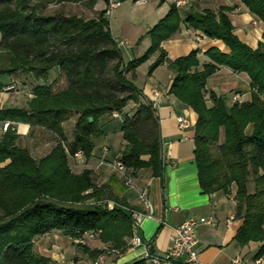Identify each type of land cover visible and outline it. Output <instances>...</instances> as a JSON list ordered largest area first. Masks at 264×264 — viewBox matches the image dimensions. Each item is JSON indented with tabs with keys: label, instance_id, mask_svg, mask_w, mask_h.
Segmentation results:
<instances>
[{
	"label": "trees",
	"instance_id": "trees-1",
	"mask_svg": "<svg viewBox=\"0 0 264 264\" xmlns=\"http://www.w3.org/2000/svg\"><path fill=\"white\" fill-rule=\"evenodd\" d=\"M99 1L106 8L95 18L43 11L53 3H85L93 8ZM240 1L264 23V0ZM108 5L109 0H0V92L7 86L3 79L20 70L44 83L33 87L25 107L0 108V125L10 123L0 136V264H54L34 251L35 239L53 231L73 240L86 233L98 235L107 248L92 251L78 245L96 264L103 255L127 249L134 210L121 196L128 189L127 180L111 176L100 186L93 171L73 174L69 159L79 152L85 159L91 158L96 140L104 135V119L123 114L119 132L124 144L118 161L124 171L131 177L142 170L150 171L152 177L162 176L159 117L153 101L134 81L137 69L153 56L156 59L148 67L147 77L165 63L167 55L161 44L174 36L182 23L230 50L228 54L208 50L205 55L212 63L204 65L201 72L196 71L198 50L177 58L169 64L175 73L169 93L197 115L194 158L201 190L206 194L233 193L235 218L243 220L236 240L241 247L260 243L256 258L262 257L264 41L255 50L242 43L226 9L192 12L182 18L173 4L147 32L151 39L148 50L125 63L110 34ZM219 66L248 75L254 89L250 102L236 101L229 108L223 97L211 94L207 99L208 79ZM55 69L62 75L58 90L47 83ZM129 104L134 106L132 114L123 113ZM72 113L77 119L73 140L68 142L63 124ZM19 123L49 131L56 146L45 157L34 159L28 148L18 144ZM132 264H147V260Z\"/></svg>",
	"mask_w": 264,
	"mask_h": 264
},
{
	"label": "crops",
	"instance_id": "crops-1",
	"mask_svg": "<svg viewBox=\"0 0 264 264\" xmlns=\"http://www.w3.org/2000/svg\"><path fill=\"white\" fill-rule=\"evenodd\" d=\"M187 1V4L177 6L182 18L192 12L202 13L207 10L217 12L223 8L227 10L225 13L233 26L234 34L242 43L255 50L259 43L264 41V23L251 14L240 0ZM173 4H176L173 0L152 1L154 13H156V18H154L156 22L153 26H147L146 34L167 15ZM105 8L104 3V8L101 11ZM112 37L115 41L117 40L113 34ZM140 37H142L141 42H139L141 38L134 41L135 47L130 45V49L129 47L121 49L122 53L125 51L131 57L129 60L134 56V51L142 56L151 45L149 36L141 35ZM161 46L167 55L165 63L158 67L150 77H147L146 73V76L140 80L138 69L142 67L141 65L137 69L134 84L142 90L150 101H153L152 103L155 101L153 93L156 91L160 94L155 108L159 117L162 139L164 164L162 176L152 177L150 171L142 170L135 177H131L129 172L116 168L115 163L118 161L120 153H116L117 147L113 143L112 136H116V134H111L113 126L118 128L117 136L120 138V145L122 146L120 150L123 149L124 142L119 132L121 121L113 118L110 122L104 123L101 130L104 133L103 140L101 139L102 142L96 144L91 158L85 159L81 156L69 159L73 174L78 175L85 170H90L93 171L95 177L103 173L104 177L101 184L107 183L111 176L127 180L128 189L121 196L133 207L132 212L136 211L148 215L143 219L138 230L140 245L130 244L131 237L126 240L128 243L126 250L121 253L115 251L109 255H103L101 256L103 259L97 264H132L141 259H146L147 264H154L150 259H147L148 253L164 260L171 247L170 238L173 234V228L187 219L202 217H213L216 223L214 226H199L195 247L198 260L193 264H235V259H240L244 264H264V255L256 258L261 246L260 243L250 242L241 247L236 240L243 220L235 218L236 204L234 200L229 198L230 195L234 196L233 193L229 196L222 191L206 194L201 190L194 158V127L197 122V115L191 108L182 104L180 100L169 93L175 76L174 71L169 68V64L177 58L187 56L193 50H198L200 64L196 71L201 72L204 65L212 63L205 55L208 50L214 48L223 54H228L230 50L221 41L210 39L200 31L187 28L184 23L181 24L180 30L169 40L163 42ZM155 59L156 56H153L143 66H146L148 70ZM56 78L49 77L47 83L53 85ZM250 83V78L246 73H236L226 66H219L217 72L208 79L206 97L209 99L211 94L223 97L226 106L229 108L236 101L238 103L250 102L254 92ZM37 84L44 83L38 81ZM3 107L9 106L3 105ZM114 116L115 114L112 117ZM181 117L189 123V127L186 129H181L179 126L177 119ZM16 128L19 135L18 144L26 139L31 130H34L28 124L22 123L16 124ZM251 130L252 128L249 127L247 133L250 134ZM65 135L68 142L73 140V135L72 137L69 136L67 131H65ZM96 183L101 186L98 181ZM143 192L146 193L149 206L140 199V194ZM108 206L112 208L113 203L109 202ZM87 242L86 246L92 251L108 247L99 240L98 235L94 239H88ZM34 251L38 255L50 259L54 264H96L86 254L82 253L71 237L58 231L37 237L34 241ZM258 259L261 260L260 263H256ZM172 264L188 263L186 258L182 257Z\"/></svg>",
	"mask_w": 264,
	"mask_h": 264
},
{
	"label": "rangeland",
	"instance_id": "rangeland-1",
	"mask_svg": "<svg viewBox=\"0 0 264 264\" xmlns=\"http://www.w3.org/2000/svg\"><path fill=\"white\" fill-rule=\"evenodd\" d=\"M36 1V0H35ZM152 1L154 0H147L142 5H135L134 0H128L126 2L121 3L118 8H116L111 15L107 16L109 20V26H110V34H113L117 38L116 42H125L126 45L124 48H128L130 45L133 47L136 46L134 43L135 40H138L142 36H147L145 33V30L147 26H153L155 24L154 18H156V13H154V8L152 7ZM158 2V0H156ZM36 3V2H33ZM99 4L95 5L93 8H89L85 3H62V4H49L47 5L43 11L45 14H54L56 12H61L65 15H77L84 18H91L97 15L98 12H100L104 8V3L99 1ZM142 40V39H141ZM140 40V42H141ZM131 47H129L130 49ZM123 58L124 62H128L126 60H129V57L125 51L123 52ZM140 55L136 51H134L133 58H138ZM147 73V67L143 66L138 69V76L141 80L143 77L146 76ZM128 77L129 74H126ZM137 76V77H138ZM49 77H57L55 80V83L51 85L55 90L59 88L60 85V77L62 75L56 72V70L52 71L50 73ZM5 83H7V86L3 89L2 92H0V108L4 106H15L17 108L25 107L26 103L31 99L32 97V89L37 84L38 81H36L31 74H29L25 70H20L14 75L5 77L3 79ZM139 83V81H138ZM61 87V86H60ZM133 104H129L128 107L124 110L123 113L132 114L131 110L133 109ZM115 117V118H114ZM112 117H106L103 121V123L110 122L113 118L114 120H122V115H117ZM77 116L76 114H71V117L68 121H66L63 124L64 130L67 131V134L72 137L73 131H74V125L76 122ZM9 123V122H7ZM3 125L1 123L0 125V136L3 133ZM10 125V123H9ZM118 128H115L113 126V129H111V134H116L112 136L113 143L117 147L116 153H120V148L122 147L120 145V138L117 136ZM104 136V135H103ZM102 136V138H103ZM101 138V139H102ZM101 139L96 140V144H99L102 142ZM56 138L55 136L50 133L47 130L39 129L37 130L34 128V130H31L30 134L24 139V141H20L19 145L25 146L28 148L31 156L39 160L46 155H48L51 150L56 146ZM107 174V173H106ZM121 176V175H120ZM103 173L99 176H95V181H98L100 184L103 181ZM119 178V177H118Z\"/></svg>",
	"mask_w": 264,
	"mask_h": 264
},
{
	"label": "built area",
	"instance_id": "built-area-1",
	"mask_svg": "<svg viewBox=\"0 0 264 264\" xmlns=\"http://www.w3.org/2000/svg\"><path fill=\"white\" fill-rule=\"evenodd\" d=\"M174 3H176V6H182L187 4V0H173ZM146 2V0H134L135 5H141L144 4ZM121 3L116 2L114 0H109V5L107 7V16L111 15L112 12L118 8ZM118 47L120 49H122L126 43L125 42H118ZM154 107L157 105L158 100L160 98V94L158 92H154ZM178 123L181 129H186L187 127H189V123L187 120L181 118H178ZM9 126V123H4L3 125V131H6L7 128ZM82 154L81 152L77 153L75 155V157H81ZM116 168L118 169H123L122 164L117 161L115 163ZM229 196V195H228ZM146 193L143 192L140 194V199L141 201L149 206V202L146 199ZM229 198L231 200H233V196L230 195ZM132 213V238L130 241V244L138 246L141 244V240L140 237L138 236V230L141 226V223L143 221V219L145 217H148V215L144 214V213H140V212H131ZM215 220L213 217H207V218H190L187 219L185 221H183L182 223H180L179 225H177L176 227L173 228V234L170 238L171 241V247L166 255V257L164 258V260H161L159 258L153 257L151 256L149 253L147 254V259H150L154 264H172L174 261L179 260L182 257L186 258V262L188 264H193L198 260V253L195 249L196 244H197V230L199 228V226L202 225H215ZM96 236V234L94 233H86L82 238L80 239H74V242L77 245H86L87 240L88 239H94ZM103 259V257L99 258V261H101ZM98 261V262H99ZM260 259H258L256 261V263H260ZM235 264H244L241 262L240 259H235L234 260Z\"/></svg>",
	"mask_w": 264,
	"mask_h": 264
},
{
	"label": "water",
	"instance_id": "water-1",
	"mask_svg": "<svg viewBox=\"0 0 264 264\" xmlns=\"http://www.w3.org/2000/svg\"><path fill=\"white\" fill-rule=\"evenodd\" d=\"M89 120L92 121V118H90Z\"/></svg>",
	"mask_w": 264,
	"mask_h": 264
}]
</instances>
